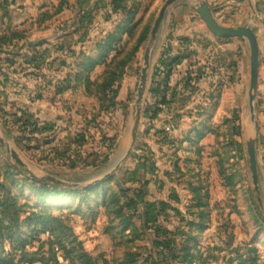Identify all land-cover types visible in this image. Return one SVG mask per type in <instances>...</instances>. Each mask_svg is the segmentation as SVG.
Returning a JSON list of instances; mask_svg holds the SVG:
<instances>
[{"label":"rangeland","instance_id":"rangeland-1","mask_svg":"<svg viewBox=\"0 0 264 264\" xmlns=\"http://www.w3.org/2000/svg\"><path fill=\"white\" fill-rule=\"evenodd\" d=\"M167 1L0 0L2 48L22 54L38 42H50L46 45L53 48L52 67L46 72L50 78L36 94L28 98L25 90L32 85L13 77L7 86H0V137L5 142L0 143V214L2 202L7 201L4 189L17 194L14 212L20 217L45 203L46 216L55 220L34 238L32 224H21L18 230L0 228V246L7 252L1 259L0 250V264H264V0H180L171 8L152 46L141 118L133 136L145 50ZM201 1L220 25L250 26L255 32L260 64L254 122L249 110V45L214 37L197 13ZM86 15H90L88 21ZM185 29L196 33L189 45L200 55L185 61L191 68L184 77H175L176 71L169 80L164 74L156 77L163 50ZM109 46L115 51L106 53ZM178 46L182 48L180 42ZM69 48L81 51L83 58L88 57L86 62L98 58L89 79L92 91L82 87L57 99L49 83L68 72L62 64L67 62ZM113 52L114 62L109 59ZM0 58L11 57L0 54ZM0 65L3 73L10 72L3 62ZM187 74L192 78L188 86ZM164 82L173 85L169 88L177 97L175 104L162 107ZM171 94L170 90L166 97ZM20 108L29 109L39 123L54 126L56 143L48 145L29 131L24 135L26 119L16 114ZM150 109L159 110L157 118L148 116ZM80 134L87 135V142L70 150V162H77L73 167L53 150L59 140L66 143ZM249 141L256 145L262 204L252 184ZM109 142L115 148L107 162L100 164ZM6 145L18 153L25 167L11 158ZM119 150H126L127 157L112 171L109 164ZM141 162L147 168L133 178ZM86 163L96 166L85 167ZM31 174L61 180L69 185H58L63 189L82 191L111 176L103 188L94 185L90 193L51 194L45 202L38 183L56 184ZM33 180L38 183L33 185ZM139 191L149 203L170 206L158 222L168 233L158 240L172 242L173 250L166 256L158 255L154 247L155 230L143 225V206L135 196ZM49 232L55 233L54 238ZM19 235L33 242L25 253L16 242ZM55 239H68L69 250L74 239L82 260L58 251L61 246Z\"/></svg>","mask_w":264,"mask_h":264},{"label":"trees","instance_id":"trees-1","mask_svg":"<svg viewBox=\"0 0 264 264\" xmlns=\"http://www.w3.org/2000/svg\"><path fill=\"white\" fill-rule=\"evenodd\" d=\"M90 18V15H86L85 19L88 21V19ZM85 22V21H83ZM82 22V23H83ZM89 22H92L89 21ZM86 23L81 24L82 27L85 26ZM75 33H77V31H75ZM3 40V39H2ZM1 40V42H3ZM178 41L182 44V48L183 47H188L189 42H191V40L189 38H184V37H180L178 38ZM229 40H225V42H228ZM9 43V42H8ZM46 44H50V42H43V43H35L33 44L30 48L29 51L22 54V53H18V52H7L4 47L5 45L1 44V46H4L3 48L0 46V54L3 55H8L11 58H5V60L0 58V64L1 62H3V64H5L6 67H8V69L10 70V72L7 73H3L2 69H1V65H0V86H7L10 83V77L11 75L20 73V72H24L26 71L28 68L31 69L33 71V73L35 72H39L42 71L43 69L45 70H50V67H52V63L49 62V59L52 57V50L50 45H46ZM69 47V46H68ZM81 47V46H80ZM60 50L62 48H59ZM114 50L116 48H111L110 46L108 47V50L106 53H110V51ZM82 50V47H81ZM179 50L177 51V53H174L172 46L169 44L164 50L163 53L161 54V57L158 60L157 66L155 68L156 71V77H158L161 74H164L165 77L169 80L170 76L173 75V72L179 67L181 66L183 63H185V61H187L188 59H190V57H192L193 55H195V51L193 50ZM68 58H67V62L64 61L63 62V66H66L68 69V72L66 73V75L64 76V78H62L61 80H58V82L53 83L50 82L49 84L51 86L54 87L55 89V94L56 96H61L66 92H76L79 89H81L82 87H84L85 91H92V84L90 82V76L91 73L94 69V65L97 64V57H91V61L90 62H86V59H88V57H82V52L80 51V53L73 50V48H69L66 50ZM112 53V52H111ZM114 53V52H113ZM116 56H119L120 53L116 51ZM81 54V56H80ZM109 54H107L108 56ZM115 53L112 54L111 58H109L111 61L114 62L115 58ZM110 57V55H109ZM18 59H20L22 62L19 64L18 63ZM71 60V61H69ZM25 66V67H24ZM42 73V72H41ZM2 78V79H1ZM53 80V79H52ZM185 80H187V86L190 84V82L192 81V78L190 77V74L186 75ZM173 85H171L170 83L168 84L167 82H164V87H165V91L168 93V91L171 90V96H169V98H167V93L166 92H162L160 93V96L162 97L160 99V105L163 107L165 105H173L175 104L176 101V92L172 91L173 89H170L169 87H172ZM166 93V94H165ZM40 99V96H39ZM148 112V111H147ZM146 112V113H147ZM150 114L148 116H151L153 118H157V114L159 113V110L156 111H152L151 109L149 110ZM148 112V113H149ZM22 115V117H25V127L23 129H21L22 132H24V135L27 134L26 131H29L30 134H32V136H42L43 139L45 140L44 142L48 145H50L51 143L57 141V137H56V131L54 126H51L48 123H39L37 120H35L32 114L28 113L25 109L20 108L17 109L16 114ZM26 122L28 124H26ZM87 142V135H76L74 136L71 140H69L66 143H62V141H58L57 142V146L56 148H54L53 152L55 153L56 157L61 160V161H71L70 157L71 154L69 153L70 150H73L74 148H76V150L78 148H80L82 145H84ZM110 144L107 145V154H105L101 160V163H106L107 160L110 158L115 145L112 142H109ZM100 159V158H99ZM72 164L73 167L76 166L77 162L74 161L73 163L70 162ZM95 164H91V163H86L85 167H95ZM147 168L146 164L141 162L139 164H136L135 166V170L133 172V178H135L138 175V172L141 170H145ZM35 183H38L36 181L33 180V185H35ZM39 184V191L41 192V198L43 200H47V197L51 194H57V193H77L80 192L82 190L79 189H63L61 188V186L58 185H50V184H46V183H38ZM104 184H98L97 189L103 188ZM92 188V187H91ZM54 191V192H53ZM90 191H92L90 188L86 189L85 191H82L83 193H90ZM126 192V191H124ZM3 193L4 196H6L7 194V201H3L2 202V210H4L2 212V214H0L1 216V220H0V228L2 230H18L20 229L21 224H32V227H34L33 230V238L36 237V234H40L42 233V231H39V229H45V224H50L52 222H55V220L51 219L50 217L46 216L47 211H45L47 209V206L44 204L35 205V209L36 212H34L33 214L28 215L27 217H23V216H19L18 213L14 212L18 206V204L16 202H14L13 197H17V194L15 192H12L11 190H4L3 189ZM15 193V194H14ZM136 198L139 200L138 204H142L143 206V213L140 215V217L143 219V225L146 228H150V229H154L156 232V239H155V243H154V247L157 251L158 255H163L166 256V252H170L171 250H173L172 247V242L171 240L165 239L164 241H159L158 239L160 237H166V235L168 234L166 229H164L163 227H161L158 222H159V217L162 216L163 214L166 213V211L168 209H170V206L165 203V202H160V203H149L146 200H144V196L145 194H143L141 191H139V194L135 195ZM106 199V198H105ZM17 200V199H16ZM14 202V203H10ZM108 201V200H107ZM133 202L135 203V200H133ZM105 205H106V200H105ZM16 206V208H15ZM130 207V206H129ZM7 210V211H5ZM48 210V209H47ZM45 216V217H44ZM10 219L9 222H6L7 219ZM4 224H12V227L10 225L8 226H3ZM49 235L54 238L55 233L54 232H49ZM68 239L65 240L64 242L62 240H57L55 239V243L58 244L59 246H61V249H58V251L62 250L70 255H74L79 257V259L82 260L83 255L80 253V251L78 250L77 246H76V241L74 239H72L71 241H69V245L72 247L70 250L66 248V243H67ZM16 242L19 243V245L21 246V248L23 249V252L25 253L27 251V249L33 244L32 241H26V239H22L21 235H19L18 239L16 240ZM2 249V247L0 246V250ZM6 251L2 249V258L4 259L6 258ZM242 258V260L244 261H248L246 260L245 256H239ZM24 259V258H23ZM75 262H80V260H76ZM2 264V263H1ZM4 264V263H3ZM12 264V263H9Z\"/></svg>","mask_w":264,"mask_h":264},{"label":"water","instance_id":"water-1","mask_svg":"<svg viewBox=\"0 0 264 264\" xmlns=\"http://www.w3.org/2000/svg\"><path fill=\"white\" fill-rule=\"evenodd\" d=\"M179 1L180 0H168L165 3V5L162 7L158 15V18L156 19L154 26L152 28L150 45L146 48L145 54H144V66L142 69L140 84H139L138 93H137V99L135 102L137 106V110H136V115H135L134 126L132 128L133 136L138 130V126H139V122L141 118V107L140 106L143 102L144 94L147 88L148 74H149V68H150V63H151L152 46L155 44L157 40L158 32L165 20L166 15L171 10V8L175 4H177V2ZM197 13L200 15L207 29L214 37L218 39H222V40L239 39L241 41L248 43L249 49H250V61H251L250 88L252 90V94L249 97V110L251 114L250 120L254 122L255 121L254 100H255V93L257 92V89H258L259 64H260L259 45H258V40H257L254 30L250 26L225 27V26L220 25L213 17L208 4L204 1H201L199 5L197 6ZM0 143L5 145V142L1 137H0ZM6 151L11 155V158L19 166L25 167V163L21 160L17 152L9 148L7 145H6ZM247 152H248V157H249L250 170L252 174V184L254 187V192L256 193L258 201L262 204L261 192H260V187H259L258 164H257V158H256V145L254 141H249L247 143ZM126 157H127V151L119 150L118 153L115 155V157L109 164L110 169H112V171H117L121 167L122 162L126 159ZM31 176L34 179H37L43 182H51L56 185L69 186L63 181L52 178V177L39 179L32 174ZM110 176L111 174H107L103 178L96 180L93 183L87 185L85 188H89L91 186L104 183L107 179H109ZM71 187L76 188L78 186L73 185Z\"/></svg>","mask_w":264,"mask_h":264},{"label":"crops","instance_id":"crops-1","mask_svg":"<svg viewBox=\"0 0 264 264\" xmlns=\"http://www.w3.org/2000/svg\"><path fill=\"white\" fill-rule=\"evenodd\" d=\"M195 34L196 33H194L192 30H189V31H187L186 29L185 30H182V32H179V34L176 36V39H175V41L174 42H172L171 43V46H172V48H173V51H174V53H177V51H179V50H183V49H181L180 48V46H178L179 45V41H178V38H180V37H184V38H189L190 40H191V38L192 37H195ZM176 40H177V42H176ZM192 47H190V45H188V49H191ZM195 54H198V55H200V51L199 50H196L195 51ZM22 61L20 60V59H18V63L20 64ZM187 62H185V63H183L181 66H179L178 67V69H176L175 71H176V74H175V77H178L177 75H181V76H185V74H186V72L188 71V70H190V68L188 67L189 65L188 64H186ZM25 67V66H24ZM42 72V73H41ZM46 72H47V70H45V69H43L42 71H40V73L39 72H35V73H33V71L31 70V69H27L26 71H24V72H20V73H18L17 72V74H12L11 75V77H10V82H12V77L15 79V80H17V81H19V82H21V81H23V85H26V84H30V85H32V88L30 89V90H25V92H26V95H28V98H29V95H31V96H33L34 94H36L38 91H39V89H40V87H41V85H43V84H46V80L48 79V78H50V76L49 75H47L46 76ZM174 77V76H173ZM53 80H54V78H52ZM60 79H62V78H60ZM59 78L57 79V80H55V83L56 82H58V80H60ZM177 81V80H176ZM14 83V82H13ZM26 83V84H25ZM54 83V82H53ZM80 90V89H79ZM53 91H54V95H56L55 94V89H54V87H53ZM76 92H78V91H76ZM74 92H66V93H64L63 95H65V94H73ZM63 95H61V96H63ZM57 99H60L61 97L60 96H57L56 97ZM42 99V98H41ZM40 99V100H41ZM201 98L199 97V99L198 100H200ZM27 103V102H26ZM36 103V102H35ZM32 106H34L35 104L33 103V104H31ZM33 108H36V105H35V107H33ZM25 109V108H24ZM38 109V108H37ZM26 110V109H25ZM27 111V110H26ZM27 112H30V110L28 109V111ZM31 113V112H30ZM34 116V115H33ZM35 117V116H34ZM72 138H70V140H71Z\"/></svg>","mask_w":264,"mask_h":264}]
</instances>
